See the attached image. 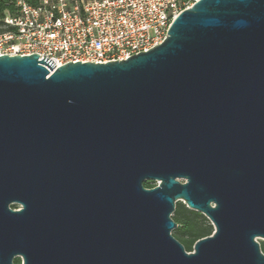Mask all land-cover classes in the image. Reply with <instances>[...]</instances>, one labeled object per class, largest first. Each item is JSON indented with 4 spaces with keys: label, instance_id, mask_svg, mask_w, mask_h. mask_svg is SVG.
I'll list each match as a JSON object with an SVG mask.
<instances>
[{
    "label": "water",
    "instance_id": "95a60500",
    "mask_svg": "<svg viewBox=\"0 0 264 264\" xmlns=\"http://www.w3.org/2000/svg\"><path fill=\"white\" fill-rule=\"evenodd\" d=\"M38 56L0 55V264H264V0H198L121 60ZM177 201L214 228L192 251Z\"/></svg>",
    "mask_w": 264,
    "mask_h": 264
},
{
    "label": "built area",
    "instance_id": "2783aa9c",
    "mask_svg": "<svg viewBox=\"0 0 264 264\" xmlns=\"http://www.w3.org/2000/svg\"><path fill=\"white\" fill-rule=\"evenodd\" d=\"M198 0H17L0 17V55L39 54L56 66L106 62L146 51Z\"/></svg>",
    "mask_w": 264,
    "mask_h": 264
},
{
    "label": "trees",
    "instance_id": "16d2710c",
    "mask_svg": "<svg viewBox=\"0 0 264 264\" xmlns=\"http://www.w3.org/2000/svg\"><path fill=\"white\" fill-rule=\"evenodd\" d=\"M30 4H36L38 0H25ZM17 0H0V17L7 13H14L17 9ZM145 187L154 186L153 181H144ZM11 207H16L15 204ZM171 218L177 223L173 236L177 238L183 245L185 250L191 251L194 242L204 236L210 235L213 226L209 220L200 212L188 208L182 201L175 203V209L171 214ZM262 252H264V243L260 244ZM14 264H20L19 257L14 258Z\"/></svg>",
    "mask_w": 264,
    "mask_h": 264
},
{
    "label": "rangeland",
    "instance_id": "374dc122",
    "mask_svg": "<svg viewBox=\"0 0 264 264\" xmlns=\"http://www.w3.org/2000/svg\"><path fill=\"white\" fill-rule=\"evenodd\" d=\"M153 184L155 185L156 184V182H154L153 181ZM206 217V216H205ZM207 218V217H206ZM210 222V221H209ZM211 223V222H210ZM213 230H214V228H213ZM174 231H175V228L171 231L172 233H174ZM213 232V231H212ZM256 240L260 243V244H262V243H264V238L263 237H257L256 238ZM192 250H193V246H192ZM191 250V251H192Z\"/></svg>",
    "mask_w": 264,
    "mask_h": 264
},
{
    "label": "flooded vegetation",
    "instance_id": "af4514ba",
    "mask_svg": "<svg viewBox=\"0 0 264 264\" xmlns=\"http://www.w3.org/2000/svg\"><path fill=\"white\" fill-rule=\"evenodd\" d=\"M16 205V207L15 208H17L18 207V205L17 204H15Z\"/></svg>",
    "mask_w": 264,
    "mask_h": 264
}]
</instances>
